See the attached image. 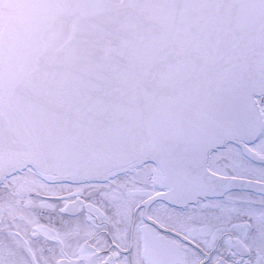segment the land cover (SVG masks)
Returning <instances> with one entry per match:
<instances>
[{
	"label": "snow or ice",
	"instance_id": "obj_1",
	"mask_svg": "<svg viewBox=\"0 0 264 264\" xmlns=\"http://www.w3.org/2000/svg\"><path fill=\"white\" fill-rule=\"evenodd\" d=\"M0 264H264V0H0Z\"/></svg>",
	"mask_w": 264,
	"mask_h": 264
}]
</instances>
